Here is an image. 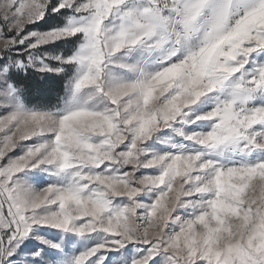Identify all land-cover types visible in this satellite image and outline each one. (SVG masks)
Returning <instances> with one entry per match:
<instances>
[{
  "label": "snow or ice",
  "instance_id": "1",
  "mask_svg": "<svg viewBox=\"0 0 264 264\" xmlns=\"http://www.w3.org/2000/svg\"><path fill=\"white\" fill-rule=\"evenodd\" d=\"M69 66L54 110L10 74ZM44 227L98 237L51 264H264V0H0V264Z\"/></svg>",
  "mask_w": 264,
  "mask_h": 264
},
{
  "label": "rangeland",
  "instance_id": "2",
  "mask_svg": "<svg viewBox=\"0 0 264 264\" xmlns=\"http://www.w3.org/2000/svg\"><path fill=\"white\" fill-rule=\"evenodd\" d=\"M29 26H27V28L25 29L26 32L27 31L44 32L30 28ZM46 46L47 45L43 46L41 49L35 50V55L39 56L43 52H49L53 55L61 53V52L50 51L46 48ZM15 58L16 57L13 56V59ZM50 63L52 62L50 61ZM70 71L72 75L73 70L71 67L68 68L67 73ZM67 100H68V93L66 92L61 105L56 109H60L64 107L65 104L67 103ZM25 105L28 108H35L28 106L27 104ZM37 109H41V108H37ZM47 110H54V109H47ZM157 147L160 148L163 146L158 145ZM20 152L21 149L18 148L14 153V155H19ZM20 175L23 179H25V181L30 186L37 189L43 187L48 183H52L59 180V178L57 177H49L47 173L40 170H36L34 172L21 173ZM92 236L94 237L93 239H81L78 238L75 234L63 233L62 231L55 228H51V227L37 228L34 229L33 233L20 245V247L16 250V253H14L12 257H8V261H11L12 264H42L40 257L33 256V252L35 251H40L41 255L44 256L45 260L49 261L50 264L53 256L56 257L57 261L61 259H66L70 261L73 256L77 255L85 247H89L96 242V239L98 238L97 235L92 234ZM38 237H41L43 240L49 241L51 244H60L61 248L60 249L52 248L50 247L49 244L42 243L41 239H39ZM136 247L139 246L134 247L133 245H129L127 249L121 250V252L124 253L126 258L129 260V262L131 260V256L136 252ZM108 255L109 257H111L112 253H108ZM5 264H7V261L5 262Z\"/></svg>",
  "mask_w": 264,
  "mask_h": 264
},
{
  "label": "trees",
  "instance_id": "3",
  "mask_svg": "<svg viewBox=\"0 0 264 264\" xmlns=\"http://www.w3.org/2000/svg\"><path fill=\"white\" fill-rule=\"evenodd\" d=\"M60 23L62 21L59 16L49 15L44 20L29 27L39 31H47ZM74 47V41H57L46 46L50 51L64 52L65 54H70ZM10 74L15 76L13 83L25 90L23 97L25 104L41 109H56L61 105L66 94L65 82L71 76V71L63 76H56L41 74L34 69H28L27 72L13 69Z\"/></svg>",
  "mask_w": 264,
  "mask_h": 264
}]
</instances>
